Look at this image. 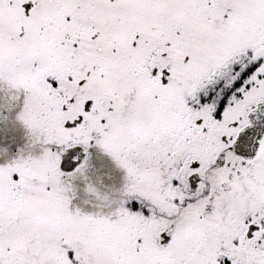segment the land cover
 <instances>
[{
  "label": "snow or ice",
  "instance_id": "1",
  "mask_svg": "<svg viewBox=\"0 0 264 264\" xmlns=\"http://www.w3.org/2000/svg\"><path fill=\"white\" fill-rule=\"evenodd\" d=\"M0 264H264V0H0Z\"/></svg>",
  "mask_w": 264,
  "mask_h": 264
}]
</instances>
